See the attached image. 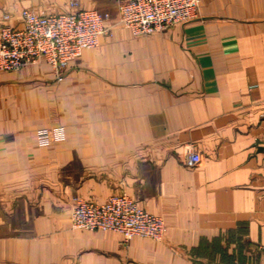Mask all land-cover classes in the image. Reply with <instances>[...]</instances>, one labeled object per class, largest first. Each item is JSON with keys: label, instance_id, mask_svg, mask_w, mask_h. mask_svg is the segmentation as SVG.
Returning a JSON list of instances; mask_svg holds the SVG:
<instances>
[{"label": "crops", "instance_id": "crops-1", "mask_svg": "<svg viewBox=\"0 0 264 264\" xmlns=\"http://www.w3.org/2000/svg\"><path fill=\"white\" fill-rule=\"evenodd\" d=\"M125 1L81 0L114 33L63 81L44 61L0 71V264H264V0H201L148 35L98 8ZM68 2L0 0V13L16 25ZM121 189L164 217L162 240L72 227L75 197Z\"/></svg>", "mask_w": 264, "mask_h": 264}, {"label": "built area", "instance_id": "built-area-1", "mask_svg": "<svg viewBox=\"0 0 264 264\" xmlns=\"http://www.w3.org/2000/svg\"><path fill=\"white\" fill-rule=\"evenodd\" d=\"M201 0H127L119 5L118 22L134 35H148L187 23L197 16ZM71 10L38 12L23 8L18 24L10 14L0 24V71L47 62L58 80L71 60L83 50L98 47L102 36H112L109 15L86 8L80 0H69ZM201 154L188 148L185 164L201 161ZM74 228L116 230L125 240L136 235L162 240L166 232L163 216L143 209L126 193H115L103 202L78 198L71 211Z\"/></svg>", "mask_w": 264, "mask_h": 264}, {"label": "rangeland", "instance_id": "rangeland-1", "mask_svg": "<svg viewBox=\"0 0 264 264\" xmlns=\"http://www.w3.org/2000/svg\"><path fill=\"white\" fill-rule=\"evenodd\" d=\"M81 1V0H80ZM98 8H119V3H116V4H114V5H104V6H101V7H98ZM102 12H104V13H107L108 15H109V20H108V24H112V25H114L113 23V20H112V16H111V14L109 13V12H107V11H102ZM118 13V12H117ZM5 14H7V13H0V15H1V17H2V21H4V15ZM111 19V20H110ZM116 21H118V20H116ZM96 48V47H95ZM80 56V55H79ZM72 61V60H71ZM70 61V62H71ZM29 65H31V64H29ZM28 65V66H29ZM33 65V64H32ZM68 66H69V64H68ZM68 66L66 67V69L64 70V77H63V79H61V80H58V79H56L55 78V80L56 81H63L64 80V78L66 77V75H67V68H68ZM19 69V68H18ZM14 70H16V69H14ZM35 81V80H34ZM29 83L31 84L32 82L31 81H29ZM32 84H37V82L35 81V82H33ZM82 176H84V175H93V176H95V177H100L101 175H103V176H108V177H110L111 179L112 178H114V179H116L117 178V176H120L121 177V180H119V182L120 183H122L121 181H125L124 180V178H125V176H126V174H81ZM141 178V177H140ZM140 178L137 180V182L139 183V184H137L136 183V181L134 182V185H133V187H135V190H137V191H139V188H140ZM110 179V180H111ZM117 180V179H116ZM146 181V180H145ZM112 181H110L109 183H111ZM113 182H116L115 180L113 181ZM133 182V181H132ZM125 183V182H124ZM124 183H122V184H120L121 186H125V184H127V182L124 184ZM115 193H126V194H128V195H130V196H132L134 199H136L132 194H130L129 192H127L125 189H121L120 191H118V192H115ZM115 193H113V194H115ZM112 195V194H111ZM111 195H109V196H111ZM108 196V197H109ZM78 198H82V199H86V198H84V197H81V196H77V197H75V202H76V200L78 199ZM87 200H90V199H87ZM107 200V199H106ZM93 201V200H92ZM136 201L138 202V204H139V206L140 207H142L143 209H146V210H148L147 209V207L146 206H144V205H142V204H140L139 203V201H138V199H136ZM75 205V204H74ZM149 211V210H148ZM157 214V213H156ZM160 215V214H159ZM162 216V215H161ZM164 218V217H163Z\"/></svg>", "mask_w": 264, "mask_h": 264}]
</instances>
